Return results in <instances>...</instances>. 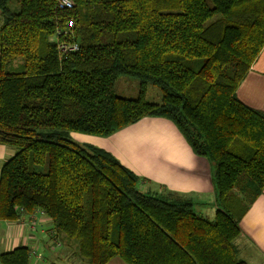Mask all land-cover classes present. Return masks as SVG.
Listing matches in <instances>:
<instances>
[{
	"label": "trees",
	"instance_id": "trees-1",
	"mask_svg": "<svg viewBox=\"0 0 264 264\" xmlns=\"http://www.w3.org/2000/svg\"><path fill=\"white\" fill-rule=\"evenodd\" d=\"M11 1L0 0V145L16 154L0 172V220L42 211L87 264H247L236 240L264 192V112L237 90L264 48V0ZM69 20L80 50L62 56ZM122 77L139 81L138 99L116 95ZM144 117L171 120L211 163L213 219L192 197L141 192L114 156L70 139ZM30 256L19 247L0 264Z\"/></svg>",
	"mask_w": 264,
	"mask_h": 264
},
{
	"label": "crops",
	"instance_id": "crops-1",
	"mask_svg": "<svg viewBox=\"0 0 264 264\" xmlns=\"http://www.w3.org/2000/svg\"><path fill=\"white\" fill-rule=\"evenodd\" d=\"M237 97L246 106L264 112V48L239 86ZM70 139L114 156L140 178L141 192L192 197L200 213L213 206L214 216L212 165L207 158L195 154L171 120L144 117L109 137L73 132ZM15 154L16 150L0 145V172ZM240 227L241 234L236 240L239 258L247 264H264V192L251 205ZM56 231L54 222L40 210L23 214L19 220H0V255L26 247L32 253L31 264H87L71 256L74 244ZM108 264L126 263L114 258Z\"/></svg>",
	"mask_w": 264,
	"mask_h": 264
},
{
	"label": "rangeland",
	"instance_id": "rangeland-1",
	"mask_svg": "<svg viewBox=\"0 0 264 264\" xmlns=\"http://www.w3.org/2000/svg\"><path fill=\"white\" fill-rule=\"evenodd\" d=\"M209 4H210V2H209ZM11 8L14 11H19V5L17 3V0L11 1ZM0 27H1V25H0ZM115 88H116L115 89L116 95L121 97V98L129 99V100H135V99H138L140 96V83L135 78H131V77L119 78L118 81L116 82ZM145 98H146L148 103H154L155 104V103H160V101L162 100V95H161L160 90L157 87L149 86L147 88ZM159 99H161V100H159ZM81 146H84V145H81ZM12 149L15 150L14 148H12ZM37 171L41 172V173L44 172V167L37 166ZM246 196L250 197V193H246ZM209 201H213V199L209 200ZM212 209H214L213 206L207 207L203 211L204 215L206 217H209L210 219H213V216L211 214Z\"/></svg>",
	"mask_w": 264,
	"mask_h": 264
},
{
	"label": "built area",
	"instance_id": "built-area-1",
	"mask_svg": "<svg viewBox=\"0 0 264 264\" xmlns=\"http://www.w3.org/2000/svg\"><path fill=\"white\" fill-rule=\"evenodd\" d=\"M59 5L64 10H71L73 8V2L72 0H59ZM75 23L73 20H69L66 24L65 29H58L57 36L62 37L66 36L67 38H70V40H56L57 42V49L60 55H67L76 53L80 50V46L77 42L72 41V30L74 29ZM32 255V253H31Z\"/></svg>",
	"mask_w": 264,
	"mask_h": 264
}]
</instances>
